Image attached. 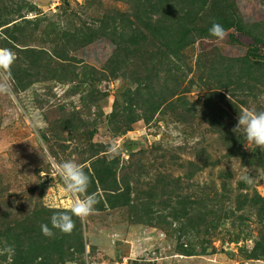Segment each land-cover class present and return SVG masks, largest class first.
<instances>
[{"label": "rangeland", "instance_id": "rangeland-1", "mask_svg": "<svg viewBox=\"0 0 264 264\" xmlns=\"http://www.w3.org/2000/svg\"><path fill=\"white\" fill-rule=\"evenodd\" d=\"M156 2L0 0V215L70 208L73 160L98 202L65 264H264V152L232 131L264 110V0H234L243 32L162 53Z\"/></svg>", "mask_w": 264, "mask_h": 264}, {"label": "trees", "instance_id": "trees-1", "mask_svg": "<svg viewBox=\"0 0 264 264\" xmlns=\"http://www.w3.org/2000/svg\"><path fill=\"white\" fill-rule=\"evenodd\" d=\"M150 8L148 0V5L143 8L145 18H148ZM155 11L160 12L155 35L162 36V33H165L169 42L164 45L162 40L148 34L152 39L151 48L159 44L163 47L161 53L166 49L180 50L187 45V37L192 35L201 37L202 34H209L213 22L221 24L225 30L236 29L243 32L244 29L234 0H157ZM142 39L146 41L145 36H142ZM248 202L254 206L255 196ZM52 215L53 213L45 208H37L27 214L7 211L0 215V253L7 246L15 249V254L11 257L0 254V264H65L71 260L70 257L77 253L81 246L78 219L73 218L74 233L72 231L71 234H64L52 229L54 234L46 236L41 231V225L46 224L51 228ZM199 221L203 223L202 218H199ZM193 252L190 254H194Z\"/></svg>", "mask_w": 264, "mask_h": 264}, {"label": "clouds", "instance_id": "clouds-1", "mask_svg": "<svg viewBox=\"0 0 264 264\" xmlns=\"http://www.w3.org/2000/svg\"><path fill=\"white\" fill-rule=\"evenodd\" d=\"M209 34L222 41L227 32L219 23L213 22ZM16 54L11 49H0V95H9L11 88L8 81L11 78V68L15 63ZM230 99V97H229ZM232 131L242 133L248 145H254L264 152V110L245 109L238 113L237 124ZM238 159V158H237ZM55 171L64 184V190L73 197L70 208L66 211H57L51 217V228L42 224L41 231L46 236H52V229H57L64 234H71L75 228L73 217L87 218L94 210L98 202L95 194H88L90 178L83 167L73 160H65L55 165ZM240 180L246 184H252L253 178L250 174H244ZM0 254L11 257L15 254L12 246H7Z\"/></svg>", "mask_w": 264, "mask_h": 264}]
</instances>
